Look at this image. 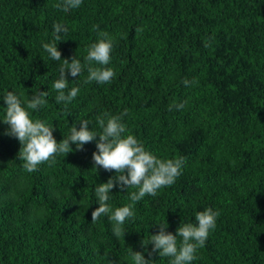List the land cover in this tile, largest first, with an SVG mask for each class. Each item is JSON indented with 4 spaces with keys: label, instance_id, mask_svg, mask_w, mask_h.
Segmentation results:
<instances>
[{
    "label": "trees",
    "instance_id": "16d2710c",
    "mask_svg": "<svg viewBox=\"0 0 264 264\" xmlns=\"http://www.w3.org/2000/svg\"><path fill=\"white\" fill-rule=\"evenodd\" d=\"M62 2L0 0V264H133V251L170 264L143 241L166 222L175 234L207 208L219 212L216 227L191 264H264V0H82L67 12ZM56 23L68 29L61 58L85 66L67 74L80 89L67 104L52 88L62 61L42 47ZM105 32L113 43L105 67L115 76L84 83L87 50ZM9 91L22 106L47 92L29 113L53 126L57 141L81 119L99 133L98 117L123 114L124 135L158 158L183 159L181 174L138 202L117 182L108 204L131 205L134 216L116 238L107 215L91 220L95 187L117 175L93 167L99 135L28 173L20 141L6 134Z\"/></svg>",
    "mask_w": 264,
    "mask_h": 264
},
{
    "label": "clouds",
    "instance_id": "9594fccd",
    "mask_svg": "<svg viewBox=\"0 0 264 264\" xmlns=\"http://www.w3.org/2000/svg\"><path fill=\"white\" fill-rule=\"evenodd\" d=\"M82 0H63L57 3L56 7L67 12L70 8L79 7ZM67 27L60 23L54 25V40L51 43H43L42 47L54 61H62L59 67V77L54 81L52 88L58 95L57 102L65 104L71 102L79 93V87L69 88L67 74L76 77L84 70V65L77 56L69 59L61 58V51L57 47V42L61 41V32H67ZM209 45L206 44L205 47ZM113 48L112 40L108 34L101 33V38L92 43L85 56L88 75L84 83L96 81L100 84L110 83L115 76L114 71L105 67L109 64L110 53ZM95 62L98 66H93ZM185 86L190 85V81H182ZM47 92L39 91L33 94L22 106V101L17 94L9 91L4 97L6 112L3 118L4 123L9 125L6 134L15 136L21 143L19 157L24 161L23 167L28 173L36 171L41 163L53 160L57 153L66 156L74 151L72 144L76 145L75 150H81L83 145L93 141L97 134L98 151L93 152V167L97 170L102 167L105 170H115L116 176L110 177L107 182L98 183L95 187V195L98 207L91 212V220L96 221L101 216L107 215L112 221V233L116 238L125 235L123 225L125 221L134 216L131 205L116 207L115 210L108 204L110 192L118 182L127 189H135L129 194L133 202H138L146 195L156 196L159 189L172 185L181 174L183 159H161L145 150L144 146L134 135L128 134L126 125L122 122L121 115L107 114L98 117L97 123L102 129L97 133L90 130L89 121L80 120V127L75 124L71 128L70 135L57 141L53 135V126H49L41 120H33L29 110L42 108L46 104ZM182 108L183 103L170 105ZM219 212L207 208L196 212V223H182L175 234L166 232L167 222L159 224V231L151 234L148 239L153 245L152 251L159 253L160 257H168L170 264H191L195 260L198 249L203 248L209 236L210 230L216 227V218ZM178 237L181 239L178 242ZM133 264H149V260L141 251L132 252Z\"/></svg>",
    "mask_w": 264,
    "mask_h": 264
}]
</instances>
